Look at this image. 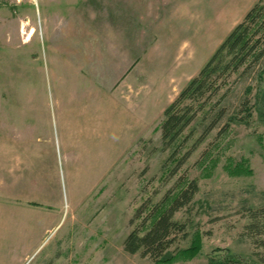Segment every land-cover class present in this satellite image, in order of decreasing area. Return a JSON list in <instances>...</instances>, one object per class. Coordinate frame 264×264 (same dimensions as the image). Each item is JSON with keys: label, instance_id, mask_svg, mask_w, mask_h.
Here are the masks:
<instances>
[{"label": "rangeland", "instance_id": "obj_1", "mask_svg": "<svg viewBox=\"0 0 264 264\" xmlns=\"http://www.w3.org/2000/svg\"><path fill=\"white\" fill-rule=\"evenodd\" d=\"M256 1L0 0V264H257L264 56L182 132L178 156L195 146L173 175L159 129ZM182 174L198 184L174 214L186 237L159 263L126 252L136 207Z\"/></svg>", "mask_w": 264, "mask_h": 264}, {"label": "trees", "instance_id": "obj_2", "mask_svg": "<svg viewBox=\"0 0 264 264\" xmlns=\"http://www.w3.org/2000/svg\"><path fill=\"white\" fill-rule=\"evenodd\" d=\"M225 36L198 73L163 110L159 125L160 141L163 150L172 149L169 159L176 165L170 170L172 175L195 146L189 147L178 156L180 144L177 143L182 132L219 94L232 74L239 70H248L264 56V0H257L242 20ZM221 96L223 97L222 94L219 97ZM248 104L249 102L244 100L240 109L246 110ZM220 115L221 111L218 113V116ZM213 125L208 126L198 141L203 139ZM223 131L224 128L220 129L218 135ZM184 180L185 175L182 174L158 201L152 203L150 199H146L136 207L130 222H138L123 240L126 252L139 253L152 262L159 263L166 259V254L173 244L186 237V224L174 219V214L192 201L198 191V184L196 179H188L180 186ZM248 219V231L255 235H264V207L250 209ZM224 259L210 256L208 262L236 264L230 256ZM256 261L257 264H264V253L259 254Z\"/></svg>", "mask_w": 264, "mask_h": 264}, {"label": "crops", "instance_id": "obj_3", "mask_svg": "<svg viewBox=\"0 0 264 264\" xmlns=\"http://www.w3.org/2000/svg\"><path fill=\"white\" fill-rule=\"evenodd\" d=\"M99 132V131H98Z\"/></svg>", "mask_w": 264, "mask_h": 264}]
</instances>
